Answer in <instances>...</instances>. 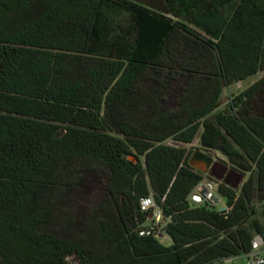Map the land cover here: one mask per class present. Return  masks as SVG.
I'll return each instance as SVG.
<instances>
[{
    "label": "trees",
    "instance_id": "1",
    "mask_svg": "<svg viewBox=\"0 0 264 264\" xmlns=\"http://www.w3.org/2000/svg\"><path fill=\"white\" fill-rule=\"evenodd\" d=\"M264 0H0V264H208L248 252L264 221ZM170 80H182L172 107ZM249 173L227 211L190 193L192 143ZM110 171L115 221L59 237L54 200L83 168ZM172 243L138 234L139 199ZM165 200L162 201V198ZM264 214V211H263Z\"/></svg>",
    "mask_w": 264,
    "mask_h": 264
},
{
    "label": "rangeland",
    "instance_id": "2",
    "mask_svg": "<svg viewBox=\"0 0 264 264\" xmlns=\"http://www.w3.org/2000/svg\"><path fill=\"white\" fill-rule=\"evenodd\" d=\"M264 75V70L256 75L240 82L226 86L223 89L220 104L226 107L228 102L243 89L250 86ZM182 80H170L166 91L164 105L172 107L175 98L180 93ZM199 131L192 143H180L168 139V144L187 147L192 153L195 149H202L215 158V162L208 178L217 179L227 186L240 190L242 184L247 180L249 173L236 169L222 153L204 149L200 145ZM76 184L65 185L55 196L54 210L55 221L51 225L52 231L59 237L76 238L88 233H95L102 223H112L115 221L116 212L112 196L108 191L110 171L104 166H93L82 168L77 174ZM225 199L219 200L218 207L225 206ZM255 213L252 215L249 224L257 218L264 221V199L260 201L255 197L252 201ZM166 242H169L167 239ZM243 259L238 258L233 264H243ZM227 264V263H224Z\"/></svg>",
    "mask_w": 264,
    "mask_h": 264
},
{
    "label": "built area",
    "instance_id": "3",
    "mask_svg": "<svg viewBox=\"0 0 264 264\" xmlns=\"http://www.w3.org/2000/svg\"><path fill=\"white\" fill-rule=\"evenodd\" d=\"M205 174L204 178L196 185L194 190L190 193L189 199L194 205L203 203L212 204L218 206L219 200H223L224 197L219 193L218 187L221 181L208 178ZM165 197L162 198V201ZM139 211L144 214V220L138 223L136 231L143 237H154L161 243L167 244L166 240H170V236L166 231V225L170 220L164 213L161 205H159L152 194L143 196L139 199ZM223 207V206H221ZM226 211L228 210L226 204ZM242 258L243 264H264V235L255 233L251 248L248 252L242 253L238 256H229L219 258L208 264H233L236 259ZM67 264H79V258L77 255H68L66 257Z\"/></svg>",
    "mask_w": 264,
    "mask_h": 264
},
{
    "label": "water",
    "instance_id": "4",
    "mask_svg": "<svg viewBox=\"0 0 264 264\" xmlns=\"http://www.w3.org/2000/svg\"><path fill=\"white\" fill-rule=\"evenodd\" d=\"M214 162L215 158L202 149H195L189 159V164L192 167L199 169L205 174H208L210 172ZM220 211L225 212L226 207H221Z\"/></svg>",
    "mask_w": 264,
    "mask_h": 264
},
{
    "label": "crops",
    "instance_id": "5",
    "mask_svg": "<svg viewBox=\"0 0 264 264\" xmlns=\"http://www.w3.org/2000/svg\"><path fill=\"white\" fill-rule=\"evenodd\" d=\"M241 83H242V81H241ZM223 93V92H222ZM220 100H222V95H221V99ZM225 107H222L221 106V104H220V106L218 107V109L216 110V112H218V111H220V110H223ZM202 131H203V128H201L200 130H199V140H200V136H201V133H202ZM187 148V147H186ZM172 243V240L170 239L169 240V242H167V244L166 245H170Z\"/></svg>",
    "mask_w": 264,
    "mask_h": 264
}]
</instances>
